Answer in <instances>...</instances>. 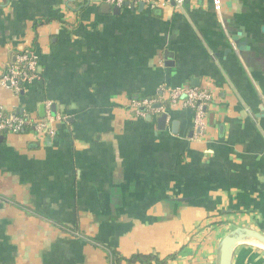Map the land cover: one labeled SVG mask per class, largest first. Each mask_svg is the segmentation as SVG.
Masks as SVG:
<instances>
[{"label": "crops", "instance_id": "crops-1", "mask_svg": "<svg viewBox=\"0 0 264 264\" xmlns=\"http://www.w3.org/2000/svg\"><path fill=\"white\" fill-rule=\"evenodd\" d=\"M143 1L0 0V109L61 117L3 134L0 264H110L101 243L220 264L231 230L264 233V0ZM26 48L38 76L17 93L2 76ZM187 84L212 94L203 131L182 104L163 129L133 107ZM253 240L232 264H264Z\"/></svg>", "mask_w": 264, "mask_h": 264}, {"label": "built area", "instance_id": "built-area-1", "mask_svg": "<svg viewBox=\"0 0 264 264\" xmlns=\"http://www.w3.org/2000/svg\"><path fill=\"white\" fill-rule=\"evenodd\" d=\"M126 0H104L112 6H123ZM171 0H165L162 5H166ZM177 6H181L185 0H173ZM216 11L222 9V0H213ZM155 3L151 4L155 7ZM38 60L33 49L26 48L21 51L13 63H10L5 70L2 79L17 93H20L25 84L38 76ZM212 100V94L207 88L183 85L171 88L168 97L160 99L143 98L133 102V107L141 115L147 112L162 114L168 108H173L182 104L186 108L193 109L195 113L194 125L201 131L205 129L204 108ZM48 105H51L50 103ZM60 116H53L49 113L44 118H31L29 115L20 114L17 111L6 112L0 109V135L5 133L33 132L37 135H53L56 132L55 122L60 120Z\"/></svg>", "mask_w": 264, "mask_h": 264}, {"label": "water", "instance_id": "water-1", "mask_svg": "<svg viewBox=\"0 0 264 264\" xmlns=\"http://www.w3.org/2000/svg\"><path fill=\"white\" fill-rule=\"evenodd\" d=\"M131 0H126L124 5L131 7H134L133 4H130ZM134 1H140V7H144L145 2L143 0H134ZM106 8H109L114 11V12H119L121 11L122 6H112L109 3L104 4ZM232 39L237 41L238 36L234 35L232 36ZM169 56L168 51H166V59H167V65H170L169 63ZM41 110L44 109V106L42 105ZM262 111H263V107ZM264 112V111H263ZM57 114V104L53 102L52 104V115L55 116ZM168 113L163 112L158 120L159 122V128L163 129L165 127L167 118H168ZM177 127H178V122H173V128L175 132H177ZM5 136L0 135V142L4 140ZM249 239H254L262 242L264 244V233L256 230L254 228H249V227H236L233 230H231L226 236L223 237L221 240L220 246H219V260L220 264H232V255H233V250L236 245L239 243L249 240Z\"/></svg>", "mask_w": 264, "mask_h": 264}, {"label": "trees", "instance_id": "trees-1", "mask_svg": "<svg viewBox=\"0 0 264 264\" xmlns=\"http://www.w3.org/2000/svg\"><path fill=\"white\" fill-rule=\"evenodd\" d=\"M75 232L79 233L78 231ZM92 240H94L95 244L96 243L99 244V242L96 241L95 239L92 238ZM101 244L104 246L108 254L110 264H122L123 262H126L128 264H167L168 263L167 262L168 258L161 257L159 254L136 252L129 257H125L121 255V253L117 250L116 247L111 246L109 244H103V243Z\"/></svg>", "mask_w": 264, "mask_h": 264}, {"label": "bare ground", "instance_id": "bare-ground-1", "mask_svg": "<svg viewBox=\"0 0 264 264\" xmlns=\"http://www.w3.org/2000/svg\"><path fill=\"white\" fill-rule=\"evenodd\" d=\"M253 241H256V240H253ZM256 244H258V245H260V246H262L263 248H264V244L262 243V242H260V241H256Z\"/></svg>", "mask_w": 264, "mask_h": 264}]
</instances>
